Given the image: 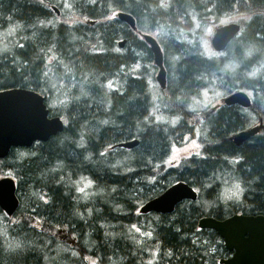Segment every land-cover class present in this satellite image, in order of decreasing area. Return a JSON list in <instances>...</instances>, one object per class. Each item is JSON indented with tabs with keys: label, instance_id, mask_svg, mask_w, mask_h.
<instances>
[{
	"label": "trees",
	"instance_id": "trees-1",
	"mask_svg": "<svg viewBox=\"0 0 264 264\" xmlns=\"http://www.w3.org/2000/svg\"><path fill=\"white\" fill-rule=\"evenodd\" d=\"M54 1L58 2L48 0ZM70 1L89 17L99 18V23L80 34L73 25L53 24L56 14L46 7V1L0 0V90L32 89L58 101L75 91L77 97L68 104L49 107L50 116L59 115L65 121L61 132L29 148H12L7 155L4 166L15 176L20 205L14 220L0 210V264H91L90 260L92 264H146L151 259L154 261L148 264H218L227 251L216 232L199 228L198 220L205 216L221 220L234 212L264 214V133L240 145L229 139L248 124L256 110L262 108L264 113V0L203 2V11L209 14L233 6L251 14L240 33L215 56L196 51L193 38L180 44L170 41V63L165 55L167 44L162 41L169 82L164 89L158 87L170 97L169 104L163 97L166 113L178 117L167 124L153 120V102L143 71L132 74L128 70L130 64L145 57L155 69L148 45L121 27L122 22L107 20L104 15L117 7L131 12L139 25L144 19V25L153 31L167 25L162 21L166 13H177L174 7L198 13L197 0H171V8L169 0L164 6L166 0H159L163 7L160 19L151 16L157 14L150 9L156 6L155 0ZM47 20L49 27L34 31L33 39L16 46L24 30L38 29ZM17 27L23 30L12 32ZM117 36L125 40L123 48L111 43ZM80 37L109 44L89 52ZM4 39L10 43L3 44ZM47 50L53 51L55 64L68 61V74L74 79L65 80L60 73L49 81L51 66L40 69ZM245 50L252 52L246 56ZM225 62L231 63L228 73L221 71ZM215 80L227 92L247 90L253 106L219 105L209 114L199 154L184 157L173 170L165 169L162 164L171 145L184 135H193V113L185 114L184 92L195 94L194 88H206ZM132 139L138 140L133 148L110 149ZM18 149L28 152L15 159ZM231 171L245 186L238 203L220 199ZM176 181L193 186L196 199L179 202L169 213L139 212V205ZM77 187L83 191H76ZM146 218L151 219L147 224ZM134 224L141 228L142 242L127 237ZM58 232L61 240L55 236ZM6 237L11 240L7 251Z\"/></svg>",
	"mask_w": 264,
	"mask_h": 264
},
{
	"label": "rangeland",
	"instance_id": "rangeland-1",
	"mask_svg": "<svg viewBox=\"0 0 264 264\" xmlns=\"http://www.w3.org/2000/svg\"><path fill=\"white\" fill-rule=\"evenodd\" d=\"M33 1L37 4H39L40 2V0H33ZM41 1H46L47 7H50V5L52 4L51 2H48V0H41ZM56 1L58 2L54 1L53 4L57 7L59 12L57 13V15H55V19L52 20L53 24L57 25L59 23H62V25L65 27H68V26L72 27L71 25H73L75 26L76 29H79L80 32L86 31L87 28H91V25L83 23L84 19L90 18V17L81 15L79 12L74 11L72 9L73 5L69 3L67 0H56ZM170 1L171 0H169V8H171ZM205 1H208V0H197V4L200 7V11L198 13L190 12L185 8L181 9L182 7L180 6L178 7L176 5L177 8L174 7L173 11H176L177 13L175 12L172 14L166 13L164 16V19L162 22H166L167 25L164 27V24H163L162 26H160V28L153 29V31H149L148 27L144 26V24H146L147 22L144 19H142L144 24H142L141 28L146 30L145 32H148L152 34L153 36L157 37L163 49H164V46L162 44V41H165V43L167 44V48H166L167 53L165 55L170 63L173 62V57H172L173 55L171 53L173 42L175 43L178 42V44H180L183 42H190L191 39L193 38L195 42V46L197 47L196 51H199L200 53L204 54L207 57L215 56L217 55V52H215L214 49L210 47V41H209L214 31V28L216 26L218 28L222 23H226V22H229V25L233 24V25L243 27L242 23H248L250 20L251 14L245 13L247 11H240L236 6H233L228 11L221 12L216 15H214L212 12H210L211 10H209V12L212 13V14H209L207 10L203 11V2ZM154 3L156 4V6H152L150 9L152 10L151 12H157V14L151 15V16L153 18L156 17L157 19H160L159 12L163 9L162 5L163 6L165 5V1H162V5L159 2V0H155ZM168 20H171L172 22H168ZM48 26H49V21L47 20L46 22L43 21L38 29L33 28L29 30L28 32H25L24 30L22 36L17 39L16 46L17 45L22 46L24 42L29 38H30L29 40L33 39L31 35L32 33H34V31H37L39 29L42 30V28H46ZM16 30H23V28L17 27L15 28V30L12 31L10 29L9 31L11 33V31L16 32ZM79 41L83 43L85 50L89 52H91L92 49L95 48L96 46L103 47L109 44V43L108 44L104 43L102 40L101 41L84 40L83 37H80ZM9 43H10L9 39H4L3 44L7 45ZM237 46L240 50H244L243 46L239 44H237ZM163 49H161L162 56H163ZM245 51L248 52L246 56H249L250 53L252 52L249 50H245ZM227 54H229V58L232 60L233 56L230 54V50L229 51L227 50ZM145 58H146L145 60H141L140 58L137 59L135 63L129 65L128 70L132 74L137 73L140 70L143 71V74L145 75L147 83H148V89L150 90V95H151L152 102H153L151 104V110H150L153 120L155 122H160L161 124L162 123L164 124L175 123L178 120V117L171 116L170 115L171 111L169 113H166L167 106L164 103L163 97L165 95V98L167 99L168 104H169L170 97L168 96L167 93L163 94L159 91L158 83L155 80V75L158 69L153 64V57H152V64L155 66V69L151 67V63L148 60L149 57H145ZM48 66L52 67V60L50 59H49ZM229 66H230L229 63L225 62L223 69L221 71L224 73H228ZM60 68L62 72L69 71L67 70L69 68L68 61L61 60ZM231 70H233L232 67L230 68V72ZM47 72H52V71L48 69ZM47 72H45V74ZM41 76H42V73H41ZM48 78L50 81L52 79H57L58 77L55 72H52L48 76ZM95 79L96 78H94V82H96ZM90 80L92 81V78ZM216 83L217 82L215 81L213 82V84H210L206 88H194V92L196 93L192 95L184 92L185 94L184 98H185V101L187 102V104H184L185 114L193 113L191 116L190 122L195 126L196 133H195L194 138L192 139H189V136L187 135L183 137L181 140H178V143L173 144L168 156L164 159L163 164H162V166L165 165V169L173 170L174 167L184 157L199 154V151L201 148L200 144L202 143V141L205 140V137H206L207 122L210 116L209 114L210 113L212 114L219 107V105L222 104V100L226 96L225 94L227 92V90L221 89L220 85H217ZM54 85L57 86L56 83ZM111 88H113V85L111 86ZM61 89H70V88L63 87ZM74 93L76 92L73 91L71 95H68L67 97H62L60 101L55 100L56 98L54 97L55 99H53L50 103L55 106L60 105L63 102L67 103V101L70 100L71 96H74ZM81 94H83V92ZM261 101L264 103L262 99ZM210 108L211 110L209 112H207L205 115H201L202 112L208 111ZM157 117H161V119H157ZM254 122H256V119L254 120ZM27 152H28V149L27 150L18 149L15 153V159L19 157L20 155L27 154ZM116 166L119 167L118 164H115V167ZM232 173L234 172L231 171V173L228 175L230 177L229 179H233ZM73 184L77 185L75 181L73 182ZM79 186H82V184H79ZM78 189L80 190V187H77L75 190L77 191ZM241 194H242L241 185L237 186L234 182L228 183V184L224 183L221 187L220 199L223 202H228V201L238 202ZM16 215H13V217H15ZM150 221H151L150 218L145 219L146 224L147 222H150ZM134 225H136V227L139 228L140 231H137L136 228H133V225H131L128 228L129 231L127 232L128 233L132 232V234H130L127 237H131V239L135 241L139 242L140 240L142 242L141 238L143 239L144 236H139V234L141 233V228L137 224H134ZM58 233L59 234H56L55 236L58 240H61L60 238L61 233L60 232ZM5 240L7 243L4 244V246L6 247L5 250L7 251L10 249L11 240L8 237H6ZM215 252L217 253V250H215ZM151 261H154V259H151L150 261L145 260L146 264L151 263ZM89 263L92 264V260H90Z\"/></svg>",
	"mask_w": 264,
	"mask_h": 264
},
{
	"label": "water",
	"instance_id": "water-1",
	"mask_svg": "<svg viewBox=\"0 0 264 264\" xmlns=\"http://www.w3.org/2000/svg\"><path fill=\"white\" fill-rule=\"evenodd\" d=\"M134 27V19L129 14H120ZM239 26L226 25L216 28L211 44L215 49L224 48L237 33ZM143 37L151 42L155 63L160 66L158 79L164 86L165 71L162 66V53L157 42L149 35ZM228 103L248 106L249 99L243 92L227 96ZM63 123L57 117L48 118L43 97L31 90L9 88L0 90V156H5L11 146H30L35 140L45 141L51 134L61 130ZM252 130L242 131L235 137L240 143ZM14 184L9 178L0 180V203L11 214L17 207L18 200L14 194ZM196 198V193L185 183L178 182L167 188L162 194L146 202L140 211L156 210L169 212L182 198ZM199 227L214 229L224 240L229 249L235 253L229 259H221L224 264H264V216L234 214L224 220L203 217L198 221Z\"/></svg>",
	"mask_w": 264,
	"mask_h": 264
},
{
	"label": "bare ground",
	"instance_id": "bare-ground-1",
	"mask_svg": "<svg viewBox=\"0 0 264 264\" xmlns=\"http://www.w3.org/2000/svg\"><path fill=\"white\" fill-rule=\"evenodd\" d=\"M146 35H151L150 33H148V32H146L145 33ZM142 39V38H141ZM147 45H148V47H149V49H150V51H151V53H152V57H153V64L157 67V73H156V75H155V80H156V82L158 83V86H160V88H162V89H164L165 87H166V80H164L163 82H164V86L162 87L161 86V83H160V81H159V79L157 78L158 77V72H159V70H160V66L158 65V64H156L155 63V60H154V54H153V51H152V49H151V46H150V44H149V42H147L145 39H142ZM124 43H125V40H121V41H119L118 42V46H119V48H123V46H124ZM225 48H222V49H215L214 48V51L215 52H221L222 50H224ZM245 55V54H244ZM162 66H164V61H163V56H162ZM164 68H165V66H164ZM58 84V83H57ZM56 87V86H55ZM226 98H227V95L223 98V100H222V103L224 104V105H234L235 103H228L227 101H226ZM47 116L48 117H50V118H54V117H57V115L56 116H54V115H52V116H50L49 115V109L47 110ZM62 129H63V127L61 128V130H58V131H56L54 134H51L49 137H48V139L50 138V137H52V136H55L57 133H59V132H61L62 131ZM243 131V129L242 130H239V131H237V132H234V133H232L230 136H229V139L235 144V145H240V144H238V143H236L235 142V137L236 136H238V135H240L241 134V132ZM47 139V140H48ZM46 141V140H45ZM138 144V140L137 139H132V140H127V141H123V142H120V143H118V144H116L115 146H113L114 148L115 147H120V148H125V149H130V148H133L134 146H136ZM13 183L14 184H16V181H15V179H13ZM153 198V197H152ZM152 198H150V199H148L147 201H150V200H152ZM79 199V198H78ZM143 213H146V212H143Z\"/></svg>",
	"mask_w": 264,
	"mask_h": 264
},
{
	"label": "snow or ice",
	"instance_id": "snow-or-ice-1",
	"mask_svg": "<svg viewBox=\"0 0 264 264\" xmlns=\"http://www.w3.org/2000/svg\"><path fill=\"white\" fill-rule=\"evenodd\" d=\"M157 119H161V117H157ZM80 191H83V189H80ZM133 228H136L137 231H140V229L137 228L136 225H133ZM147 235H151V233H147Z\"/></svg>",
	"mask_w": 264,
	"mask_h": 264
},
{
	"label": "flooded vegetation",
	"instance_id": "flooded-vegetation-1",
	"mask_svg": "<svg viewBox=\"0 0 264 264\" xmlns=\"http://www.w3.org/2000/svg\"><path fill=\"white\" fill-rule=\"evenodd\" d=\"M142 214H145V213H142Z\"/></svg>",
	"mask_w": 264,
	"mask_h": 264
}]
</instances>
